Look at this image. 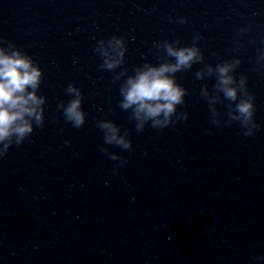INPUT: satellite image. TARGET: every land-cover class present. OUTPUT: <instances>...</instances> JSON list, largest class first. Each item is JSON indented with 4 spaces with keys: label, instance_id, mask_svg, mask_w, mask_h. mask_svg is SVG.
Listing matches in <instances>:
<instances>
[{
    "label": "water",
    "instance_id": "water-1",
    "mask_svg": "<svg viewBox=\"0 0 264 264\" xmlns=\"http://www.w3.org/2000/svg\"><path fill=\"white\" fill-rule=\"evenodd\" d=\"M169 45L198 50L169 74L183 103L138 129L121 90L174 64ZM0 48L41 70L45 100L0 154V264H264V0H0ZM77 93L80 127L65 115Z\"/></svg>",
    "mask_w": 264,
    "mask_h": 264
},
{
    "label": "clouds",
    "instance_id": "clouds-1",
    "mask_svg": "<svg viewBox=\"0 0 264 264\" xmlns=\"http://www.w3.org/2000/svg\"><path fill=\"white\" fill-rule=\"evenodd\" d=\"M120 44L121 41H115L116 47ZM167 52L175 58L174 64L166 63L159 67L147 66L145 70L129 78L121 90L123 96L121 107L125 110L130 108L134 110L136 119L140 121L138 129H142L143 124L149 120L152 121L153 127H167L177 105L183 103L185 92L169 74L190 66L197 58L198 50L195 48L175 49L169 45ZM120 56L122 58L123 52ZM119 62V60L109 61L107 67L112 68ZM218 72L219 83L225 96L236 100L237 90L231 87L233 78L229 75L231 66H221ZM41 76V70L34 66L29 58L18 51L9 54L0 48V144L4 146L0 149V154L6 151L12 137H16L19 143L33 131V120L42 122L43 109L41 106L45 100L36 94ZM68 91L72 93L76 92V89L70 87ZM237 112L244 121H250L253 116V104L250 100L241 101L237 105ZM65 115L74 126L83 125L84 114L81 111L79 93H77V98L68 104ZM101 127L109 132L106 136L108 143H115L125 149L131 147L130 142H126L118 135L119 129L113 124L105 123ZM245 135H252V132L248 131ZM116 158L112 157V159ZM257 259H264V257H257Z\"/></svg>",
    "mask_w": 264,
    "mask_h": 264
}]
</instances>
